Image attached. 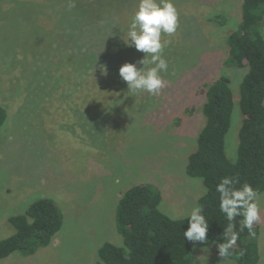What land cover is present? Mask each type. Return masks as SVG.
Instances as JSON below:
<instances>
[{"label": "rangeland", "instance_id": "374dc122", "mask_svg": "<svg viewBox=\"0 0 264 264\" xmlns=\"http://www.w3.org/2000/svg\"><path fill=\"white\" fill-rule=\"evenodd\" d=\"M56 1L0 0V105L7 114L0 127V240L15 232L8 218L39 198L53 200L62 214L49 245L33 254L15 251L0 264H100L104 241L123 245L115 207L134 185L158 190V209L169 217L188 216L204 188L185 172L205 122L201 88L223 74L234 101L225 151L230 161L237 159L245 70L225 64V39L241 21L242 0H174L179 23L173 35H162L170 43L163 52L166 86L158 96L128 92L119 72L79 83L65 49L57 50L56 41L69 31L58 20L65 13ZM136 8L126 16L119 8L116 16L128 24ZM133 51L137 62L144 54ZM259 200L256 264H264V191ZM216 246L198 242L190 264H238Z\"/></svg>", "mask_w": 264, "mask_h": 264}, {"label": "trees", "instance_id": "16d2710c", "mask_svg": "<svg viewBox=\"0 0 264 264\" xmlns=\"http://www.w3.org/2000/svg\"><path fill=\"white\" fill-rule=\"evenodd\" d=\"M48 3L51 7L57 6L53 1ZM68 3L69 0L56 1L65 13L58 20L62 21L63 31H69L56 41V49H65L63 53L69 57L67 63L71 70H78L79 83L92 82L104 75L102 62L107 69L105 76L116 78L118 64L134 62L133 47L123 42L127 38L128 24L116 14L120 8L121 14L126 16L123 12H130L137 5L133 6L132 0H75L76 6L69 9ZM77 19L83 20L80 27L75 25ZM263 31L264 0H242L241 21L225 39L228 47L225 64L245 70L239 83V107L244 118L238 131L235 163L228 159L225 151L234 101L231 79L223 74L201 88L206 96L202 105L205 122L197 135V147L190 153L185 166L188 176L203 178V185L208 188L207 194L198 198V203L203 206V214L209 222L207 241L217 245L218 254V244L225 242L223 230L229 221L219 210L216 184L224 176H236L241 184L249 183L259 194L264 191ZM6 117V110L0 105V127ZM160 201V192L150 185L138 184L126 189L115 207L116 227L123 245L104 241L97 250V262L190 264L192 249L198 242H189L183 236L188 220L185 217L170 219L158 209ZM242 219L238 216L234 221L237 231ZM8 220L15 232L0 240V260L15 251L33 254L39 247L49 245L62 225V214L53 200L39 198L24 213L12 215ZM254 231L255 236H250L247 229L240 232L226 258L238 264H256L259 259L258 224L254 225Z\"/></svg>", "mask_w": 264, "mask_h": 264}, {"label": "clouds", "instance_id": "9594fccd", "mask_svg": "<svg viewBox=\"0 0 264 264\" xmlns=\"http://www.w3.org/2000/svg\"><path fill=\"white\" fill-rule=\"evenodd\" d=\"M75 6V0H69L68 8ZM178 23L174 0H138L136 11L127 25V38L122 39L126 46L134 47L144 55L137 62H124L118 69L119 76L127 84L128 92H147L151 96H158L166 86L161 74L168 71V62L163 52L170 41L162 39V35H173ZM101 72L107 75L106 66H101ZM200 184L203 185V178L200 179ZM215 190L219 193V210L229 221L223 230L225 242L218 244L219 255L226 258L239 239L240 232L247 229L250 236H255L254 225L261 221L260 194L249 183L241 184L236 176L222 177ZM207 192L208 188L204 187L202 195ZM203 211V206L197 203L185 217L188 227L183 231V236L189 242L204 243L208 239L209 222ZM238 216L243 217L239 222V231L234 223ZM170 219L177 218L172 216ZM240 254L243 255V252Z\"/></svg>", "mask_w": 264, "mask_h": 264}]
</instances>
